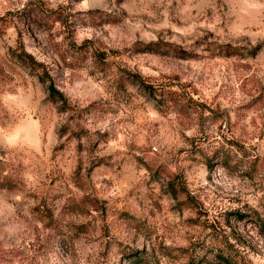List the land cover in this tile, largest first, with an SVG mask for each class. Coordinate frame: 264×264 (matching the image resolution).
Here are the masks:
<instances>
[{
  "label": "rangeland",
  "instance_id": "obj_1",
  "mask_svg": "<svg viewBox=\"0 0 264 264\" xmlns=\"http://www.w3.org/2000/svg\"><path fill=\"white\" fill-rule=\"evenodd\" d=\"M0 264H264V0H0Z\"/></svg>",
  "mask_w": 264,
  "mask_h": 264
}]
</instances>
